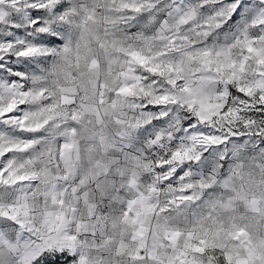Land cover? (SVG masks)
I'll return each mask as SVG.
<instances>
[{
	"label": "snow or ice",
	"instance_id": "1",
	"mask_svg": "<svg viewBox=\"0 0 264 264\" xmlns=\"http://www.w3.org/2000/svg\"><path fill=\"white\" fill-rule=\"evenodd\" d=\"M0 264H264V0H0Z\"/></svg>",
	"mask_w": 264,
	"mask_h": 264
}]
</instances>
